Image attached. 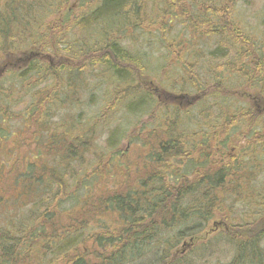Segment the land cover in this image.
<instances>
[{
  "label": "trees",
  "instance_id": "obj_1",
  "mask_svg": "<svg viewBox=\"0 0 264 264\" xmlns=\"http://www.w3.org/2000/svg\"><path fill=\"white\" fill-rule=\"evenodd\" d=\"M9 1L10 3L7 6V2L5 4L4 0H0V53L8 52L9 56L12 57L13 51L16 50L15 44L23 41L22 47L28 48L30 45H38L40 48H47L51 55L61 59V61L62 56L67 57L68 61H72V56H75L77 61H79L78 64L103 65L108 70V78H110L109 73H111L113 78L121 82L124 91L121 101H128L129 98H134L131 102H127L128 110L136 111L140 115L149 113L151 120L155 118L158 108L155 106L154 99L151 95L141 91L140 82L133 87L134 85L129 83L128 78L130 72H140L141 66L145 67V64H141L139 59L131 57L130 53L122 50L118 41H114L110 37V32L107 33V36L112 40L109 38L103 40V33L100 29H94L93 25L90 26L91 23L95 27H97L95 23H98V25L103 23L110 25L114 29H119V24H113L117 20L122 22L123 27H125L127 19H130L126 15L128 14L126 8L133 5L131 13L137 14L140 11L139 7L143 5L145 0H103L99 4L96 2V5L93 2L94 0H89L88 2L79 0L85 3L82 6L87 4V14H82L74 21H70L67 13L60 20L46 23L43 22V19L25 18L24 13L27 10L34 11L37 9L38 12L37 5L28 3L27 9L20 12L17 5L19 0ZM149 1L152 2L154 0ZM171 1L183 3L182 0ZM216 1L209 2V0H206L205 6L209 4L210 7L205 10L207 14L200 22L202 30L198 36H214L218 38V43L220 44L217 45L215 52L218 50V52L223 50L227 52L232 47H235L237 48V54L242 53L245 47L252 43L251 40L241 34L233 25L234 23L231 24L229 22L235 2L232 0ZM58 5L60 6L61 4L59 3ZM49 6H54V0H51ZM82 6L80 5L81 9L83 8ZM178 6L180 5L171 7L170 13L172 14L168 20L177 19L185 27L186 31L190 32L191 23L194 22L195 17L185 8L183 12H180L177 9ZM184 6L185 4L183 3L182 7ZM173 8L176 10L175 13L178 14L174 13ZM17 16L22 17L23 20H19ZM163 17H165V14ZM181 17L183 18L182 20ZM77 23H80L82 29H78L85 35L84 37L87 36L89 38V46L86 50L83 48L72 53L69 47L70 44L67 45V43L61 42L59 45L58 39L60 41L67 39V34L70 35L78 27ZM34 25H36V30L33 28ZM62 31L64 33L61 35ZM5 40L14 44V47L6 46ZM61 44L64 50L59 49ZM171 47H173L170 51L173 61L181 63L185 76L183 77H187L192 83L196 73L192 69L188 70L191 68L190 63L193 60L190 59L188 51L189 39L185 38V40L178 41L176 45L172 44ZM245 50L247 51V48ZM252 63L224 64L223 67L240 79L247 78L248 82L252 83V87L259 88L262 92L263 89L260 83L263 76V64H258L256 61ZM249 68L255 70H248ZM42 70L38 65H31L26 71L16 75L22 78L31 75L37 77L35 73L37 71L40 76L43 75L44 79L50 76L48 74L49 68L41 73ZM257 75L260 76L256 77ZM28 86L25 91L28 102L24 105V109L20 110L16 103L23 101L21 98L24 91L18 88L14 75L8 76V78L7 75L0 78V156L3 154V149H8L6 145L8 142L16 143L19 140L11 127V122L18 121V119L21 120L26 123L27 128H35L34 137L36 139L38 137L41 138L43 131L42 127L39 126L40 117L49 120L52 115V110L47 107L46 103H54V106H56L58 104L57 101H61L56 98V95L53 96L55 98L52 100L48 90H38L32 94L34 86H38L30 82ZM195 88L197 89L196 84ZM220 92L221 89L217 87L216 91H213L211 95L218 97ZM233 96L238 97L239 95L234 92ZM206 97L207 95L201 96L200 99ZM199 101L202 102L204 100ZM41 107L43 111L40 110ZM228 114L211 118L209 122L214 123L215 130H206L204 136L201 134L203 136L202 139H196L190 134L192 130L184 126L186 116L183 118L177 110L163 112L160 125L162 128L159 130L161 137L157 139L159 143L148 150L145 161L141 163L142 167L140 166L139 171L133 177L124 178L122 182L118 183L117 187L115 186L111 190L108 189L109 191H106V196H108L106 199L93 203L96 209L102 210L106 214L110 213L114 218L111 223H108V221L105 223L96 222V230H93L95 224H89L87 221L85 222V219L84 222L79 224L81 218H73L71 214L73 211H68L70 220L66 226L60 227L59 223H51L48 226L37 225L40 218H36L33 210L23 211V204L25 199H27L26 196L29 194L43 196L41 203L44 202L47 206L59 203L54 201L56 198L55 194L42 195L39 191L41 189L37 185H49L52 189H57V192H60L63 188L62 185H65L66 182L60 178L56 180V175H47L43 172L40 175L33 171L16 175L13 178H4L3 169H0V189L3 186L14 193L23 188L25 190L24 193L20 191L16 196H11L20 211L16 217L17 219L6 217L5 227L3 229L0 228V264H143L141 259L150 254H152L155 264H184L182 260L172 258L173 251L185 237L190 236L189 238L192 240L198 233L203 232L207 224L217 216L223 217L226 222L230 221V223H226L229 230L227 236L230 243L233 244L235 252L229 264H264V260H262L264 258V172L262 169L260 173H254L253 164L250 171L248 169L245 171L244 169L246 155L244 152L249 148L257 151L258 147L264 146V141H262L264 135H260L261 130H264V113L256 108L253 109L251 104L246 102L241 104L231 115L230 113ZM199 115L201 114L197 115L196 124L202 126V122L205 119L199 120ZM241 126L246 127L249 133L253 131L251 132L253 136L248 139L246 146H237L234 148L235 151L233 150L230 154L231 156L227 155V157L222 156L218 159H212L211 157L215 155V152L216 154L218 152V149H216L218 146L213 149L211 144L219 140L222 142L229 141V137L225 135L231 134L232 131H236ZM52 130V132L47 130L48 137L52 143L59 142L65 138L66 133H60L63 130L61 126H52ZM175 131L177 132L175 133ZM195 133L199 135V132ZM212 134L213 136H211ZM238 148L241 149V153L236 152ZM76 153L73 156L75 155L77 158ZM184 161L188 167L186 171L180 168ZM242 173L249 177L252 183L250 188L243 185ZM50 182L56 184L57 187L51 186ZM101 184L102 181L99 185ZM100 187L102 188V186ZM104 189L107 190V188ZM203 190L206 191L204 192ZM0 192H2V194L0 193L1 202L7 191L3 190ZM44 196L47 197V201L44 200ZM33 203H36V200H33L30 204ZM74 203V205L79 206L78 197L75 198ZM237 205L238 209L240 208L239 205L246 207V211L241 213L244 216L241 219H245L249 215H251V218L238 222L237 220L240 218H234L232 210ZM248 206H251V208ZM51 219L52 217L48 218L50 221ZM77 223L79 228L75 226ZM88 229L91 231L83 234V231Z\"/></svg>",
  "mask_w": 264,
  "mask_h": 264
},
{
  "label": "rangeland",
  "instance_id": "obj_2",
  "mask_svg": "<svg viewBox=\"0 0 264 264\" xmlns=\"http://www.w3.org/2000/svg\"><path fill=\"white\" fill-rule=\"evenodd\" d=\"M4 1L5 4L7 2L8 6L10 1ZM85 1L88 2V0ZM101 1L103 0H94L93 2L96 5V2L99 4ZM213 1L217 2L211 0V2ZM232 1L235 2V5L230 14L231 20L229 22L234 23L233 25L240 30L241 34L251 40L252 43L245 47L247 51L244 49V52L238 54L237 48L233 47L227 52L224 50L215 52L217 45L220 44L218 38L198 36L202 30L200 22L207 14L205 10L210 7L209 4L205 6L206 0H182L185 4L184 7H182L183 3H176L171 0H154L152 2L145 0L143 5L139 7L140 11L137 14L131 13L133 5L126 8L130 14L126 15L130 19H127L125 27H123L122 22L117 20L113 24H119V29H114L103 23L101 25L95 23L97 24L95 27L91 23L90 26L93 25L94 29H100L103 33V40L112 38L114 41H118L122 50L130 53L131 57L139 59L141 64H145V67L141 66L140 72H130L128 78L130 79L129 83L134 84V87L140 82L141 85H139L142 89L139 86L138 88L154 99L158 112L155 113V118L152 120L149 113L140 115L136 111L128 110L127 102H131L134 98L121 101L124 92L122 84L113 78L111 73H109L110 78H108V70L103 65L78 64L79 61L75 56H72V61H68L67 57L62 56L61 61V59L51 55L47 48H40L38 45H31L28 48L22 47L23 41L15 44L16 50L13 51L12 57L9 56L8 52L0 53V78L6 75L7 78L14 75L18 88L24 91L21 98L23 101L16 103L20 110L24 109V105L28 102L25 91L29 87V82L38 86H34L32 94L38 90H48L52 100L55 95L58 100H61L57 101L56 106L54 103H46L47 107L52 110L49 120L39 116V126L42 127L43 131L41 138L36 139L34 137L35 128H27L26 123L21 120L11 122V127L19 140L16 143L8 142L6 144L8 149H3V154L0 156V169H3L4 178H13L16 175L33 171L40 175L42 172L47 175H56V180L60 178L66 182L65 185H62L63 188L60 192H57V189H52L49 185H37L41 189L39 191L42 195L55 194L54 201L59 203L47 206L44 202L41 203L43 196L33 194L26 196L23 211L33 210L36 218H40L37 225L48 226L51 223H59L60 227L66 226L70 220L68 211H73L71 213L73 218H81L79 224L84 222V219L89 224H95L93 230L97 229L96 222H113V215L96 209L93 203L106 199L108 197L106 191L117 187L124 178L133 177L139 171L148 150L159 143L157 139L161 137L159 130L162 128L160 125L163 112L177 110L183 118L186 116L184 126L192 130L190 134L196 139H202L206 130H215L214 123L209 122L211 118H217L219 115L228 113L231 115L243 103H250L253 109L256 108L264 113V0ZM50 2L51 0H19L17 5L20 12L27 9L28 3L37 5L38 12L37 9L31 12L27 10L24 13L26 17L23 16L25 18H41L44 23L60 20L67 13L69 20L74 21L82 14L88 13L87 4L82 6L85 3L79 0H54V6H49V8ZM178 4L180 6L177 9L180 12H183L185 8L195 17L194 22L191 23V33L187 32L177 19L168 20L172 14L170 13L171 7H176ZM80 5L83 7L82 9ZM59 8L61 9L59 10ZM172 10L174 13L176 12L174 8ZM164 14L165 17H163ZM17 17L19 20H23L21 17ZM105 22L108 24L106 19ZM77 24L76 30L72 31L70 35L67 34V39L61 41L58 39L59 45L67 40L65 44H70L72 53L83 48L86 50L89 46V38L84 37L85 35L79 30L82 29L80 23ZM163 26L164 28H162ZM33 28L36 30L35 26ZM108 32H110L111 38L107 36ZM63 33L64 31L61 32V35ZM185 38L189 39L188 51L190 59H193L190 63L191 68L188 70L192 69L196 73L193 78L194 83H191L187 77H183L184 71L181 68V63L173 61L174 59L170 54L173 49L172 44L185 40ZM5 45L14 47L10 41L6 42ZM59 49L64 50L62 44ZM33 60L35 61L29 63ZM254 61L263 64V76L260 83L262 92L259 88L252 87V83L248 82L247 78L240 79L223 67L224 64H253ZM4 62H11V64H4ZM31 65L40 66L43 69L41 73L49 68L48 74L50 76L44 79L43 75L40 76L37 71L35 72L37 77L31 75L22 78L16 75H20ZM248 70L253 71L255 69L249 68ZM141 76L143 77L140 78ZM217 87L221 89V92L218 97H214L211 94L216 91ZM232 91L239 96H233L234 92L232 93ZM206 95V98L200 99L201 96ZM198 100L204 101L198 102ZM40 110L43 111V108L41 107ZM200 113L198 119L204 118L205 120L202 122V126L199 124V127L196 121L197 115ZM56 125L63 128L60 133H66V136L63 140L52 143L47 133L48 131L52 132V126ZM197 131L199 135L195 133ZM251 132L253 131L249 133L246 127L241 126L236 131H232L230 136L225 135L229 137V141H214L211 148L214 149L215 146H218V148L215 147L218 152L217 154L215 152L211 158L227 157L233 150L235 151L234 148L238 145L246 146L248 139L253 136ZM260 135H264V130H261ZM240 151L241 149L238 148L236 152ZM74 153L77 154V158L75 155L73 156ZM244 153L245 171L246 169L250 171L252 164H254V173H260L262 169L264 172V146L258 147L257 151L249 148ZM180 168L185 171L188 170L187 163L184 161ZM242 180H244V186L252 185L245 173H242ZM101 181L102 184L99 185ZM50 185L57 187L53 183ZM3 190L7 191V194L0 202L1 229L5 227L6 217L17 219L16 217L20 213L15 200H12L14 198L11 196H16L20 191L25 192L23 188L14 193L2 186L0 191ZM0 193L2 194V192ZM76 197L80 201L79 206L74 205ZM33 200H36V203L30 204ZM44 200L47 201L46 196H44ZM239 207L238 209L237 205L235 209L233 208L234 218H240L237 220L238 222L251 218L249 215L247 218L241 219L243 216L241 213L246 211V207L240 205ZM248 207L251 208V206ZM20 209L22 208L20 207ZM45 212L47 213L43 216ZM49 217H52L51 221L53 222L48 220ZM214 223L220 225L213 227ZM226 223H230V221L226 222L221 216L213 218L203 232L198 234L195 232L197 235L192 239V242H190V236L185 237L173 251L172 258L182 260L184 264H229L234 256L235 248L228 239L229 230ZM75 226L79 228L78 223ZM89 231L91 230H85L83 234H87ZM184 244L187 246H183ZM151 255L141 259L143 264H155Z\"/></svg>",
  "mask_w": 264,
  "mask_h": 264
},
{
  "label": "bare ground",
  "instance_id": "obj_3",
  "mask_svg": "<svg viewBox=\"0 0 264 264\" xmlns=\"http://www.w3.org/2000/svg\"><path fill=\"white\" fill-rule=\"evenodd\" d=\"M211 1V0H210ZM209 1V2H210ZM27 3V2H26ZM25 3V4H26ZM29 5V4H28ZM263 5H264V3H263ZM224 6V5H223ZM147 9V8H146ZM143 10V9H142ZM31 12V11H30ZM75 14V13H74ZM31 15V14H30ZM36 15V14H35ZM146 15V14H145ZM148 15V14H147ZM152 15V14H151ZM27 16H29V15H27ZM76 16V15H75ZM20 17V16H19ZM22 18V17H21ZM32 19V18H31ZM41 19V18H40ZM39 21V20H38ZM138 21V20H137ZM149 21V20H148ZM151 21V20H150ZM41 22V21H40ZM136 23V22H135ZM147 23V22H146ZM132 25V24H131ZM34 26H36V25H34ZM40 28V27H39ZM239 28V27H238ZM253 29V28H252ZM40 30V29H39ZM169 30V29H168ZM237 30V29H236ZM33 31V30H32ZM170 31V30H169ZM240 31V30H239ZM36 32V31H35ZM40 32V31H39ZM257 32V31H256ZM8 33V32H7ZM37 33V32H36ZM249 33V32H248ZM254 33H255V31H254ZM24 35V34H23ZM22 35V36H23ZM39 35V34H38ZM120 35V34H119ZM124 35V34H123ZM239 35V34H238ZM8 36V35H7ZM33 36V35H32ZM77 36H78V34H77ZM120 36H122V35H120ZM175 36V35H174ZM12 37H13V35H12ZM176 37V36H175ZM242 37V36H241ZM23 39V38H22ZM26 39V38H25ZM35 39V38H34ZM40 39V38H39ZM70 39V38H69ZM123 39H124V37H123ZM132 39V38H131ZM27 40V39H26ZM133 40V39H132ZM2 41V40H1ZM67 41V40H66ZM65 41V42H66ZM88 41V40H87ZM3 42V41H2ZM14 42V41H13ZM42 42V41H41ZM84 42V41H83ZM247 42V41H246ZM26 43V42H25ZM35 43V42H34ZM180 43V42H179ZM30 44V43H29ZM42 44V43H41ZM97 44V43H96ZM123 44V43H122ZM234 44V43H233ZM250 44V43H249ZM14 45V44H13ZM78 45V44H77ZM88 45V44H87ZM176 45V44H175ZM2 46V45H1ZM18 46V45H17ZM31 46V45H30ZM79 46V45H78ZM179 46V45H178ZM226 46H228V45H226ZM235 46V45H234ZM76 47V46H75ZM95 48V47H94ZM176 48V47H175ZM233 48H235V47H233ZM21 49H23V48H21ZM215 49V48H214ZM213 49V50H214ZM242 49V48H241ZM9 51V50H8ZM74 51V50H73ZM179 51V50H178ZM249 53V52H248ZM230 56V55H229ZM249 57V56H248ZM215 60V59H214ZM13 62V61H12ZM225 62V61H224ZM260 62H261V60H260ZM212 63V62H211ZM179 64V63H178ZM216 64V63H215ZM220 65V64H219ZM210 68V67H209ZM208 69V68H207ZM195 70V69H194ZM197 71V70H196ZM213 71V70H212ZM210 72V71H209ZM222 72V71H221ZM195 73V72H194ZM218 73V72H217ZM194 75H196V74H194ZM220 75V74H219ZM182 76V75H181ZM209 76V75H208ZM185 77V76H184ZM184 79V78H183ZM205 79V78H204ZM130 80V79H129ZM228 80V79H227ZM14 81V80H13ZM209 81H211V80H209ZM6 82V81H5ZM12 82V81H11ZM4 83V82H3ZM194 83V82H193ZM210 83V82H209ZM124 85V84H123ZM132 85H134V84H132ZM179 85V84H178ZM84 87V86H83ZM134 87V86H133ZM231 87V86H230ZM134 91V90H133ZM140 92V91H139ZM137 93V92H136ZM143 94V93H142ZM139 95V94H138ZM195 96V95H194ZM109 97V96H108ZM142 97V96H141ZM64 99V98H63ZM188 99V98H187ZM190 99V98H189ZM96 101V100H95ZM107 101V100H106ZM135 102V101H134ZM200 102V101H199ZM203 102V101H202ZM237 103V102H236ZM76 104V103H75ZM199 104V103H198ZM196 105V104H195ZM200 105V104H199ZM202 105H204V104H202ZM103 106V105H102ZM157 106V105H156ZM172 106V105H171ZM216 106V105H215ZM183 107V106H182ZM188 107V106H187ZM194 107V106H193ZM200 107V106H199ZM192 108V107H191ZM205 110V109H204ZM142 111V110H141ZM186 111V110H185ZM208 111V110H207ZM116 112V111H115ZM142 112H145V111H142ZM126 113V112H125ZM129 113V112H128ZM130 114V113H129ZM201 114V113H200ZM78 115V114H77ZM121 116V115H120ZM132 116V115H131ZM134 116V115H133ZM132 116V117H133ZM138 116V115H137ZM129 118V117H128ZM177 118V117H176ZM123 119H125V118H123ZM134 119V118H133ZM131 120V119H130ZM178 120V119H177ZM233 120V119H232ZM126 121V120H125ZM182 121V120H181ZM231 122V121H230ZM156 123V122H155ZM132 124V123H131ZM128 125V124H127ZM230 125V124H229ZM129 126V125H128ZM140 126V125H139ZM221 128H222V126H221ZM225 128V127H224ZM249 128V127H248ZM177 129V128H176ZM173 131V130H172ZM227 131V130H226ZM226 131H225V133H226ZM170 132V131H169ZM174 132V131H173ZM172 132V133H173ZM177 131H175V133H176ZM198 132V131H197ZM218 132V131H217ZM111 133V132H110ZM223 133V132H222ZM87 134V133H86ZM112 134H114V133H112ZM221 134V133H220ZM217 135V134H216ZM229 135V134H228ZM249 135V134H248ZM89 136V135H88ZM211 136H213V134L211 135ZM210 136V137H211ZM219 136V135H218ZM230 136V135H229ZM228 137V136H227ZM86 138H88V137H86ZM207 138V137H206ZM212 139V138H211ZM218 140V139H217ZM232 140V139H231ZM183 141V140H182ZM210 141V140H209ZM220 141V140H219ZM123 143V142H122ZM183 143V142H182ZM203 143V142H202ZM224 144H226V143H224ZM171 145V144H170ZM184 145V144H183ZM246 145V144H245ZM178 146V145H177ZM204 146V145H203ZM229 147V146H228ZM238 147H239V145H238ZM226 148V147H225ZM109 149V148H108ZM188 149V148H187ZM179 150H181V149H179ZM197 151V150H196ZM192 152V151H191ZM167 153V152H166ZM165 153V154H166ZM183 153V152H182ZM206 153V152H205ZM240 153H241V151H240ZM255 153V152H254ZM190 154V153H189ZM238 154V153H237ZM247 154V153H246ZM158 155V154H157ZM192 155V154H191ZM231 156V155H230ZM234 156V155H233ZM237 156V155H236ZM240 156V155H239ZM182 157V156H181ZM186 157V156H185ZM225 157V156H224ZM244 157V156H243ZM173 159V158H172ZM232 160H235V159H232ZM243 160V159H242ZM177 161V160H176ZM188 161V160H187ZM198 162V161H197ZM236 162V161H235ZM238 162H240V161H238ZM237 162V163H238ZM180 164V163H179ZM193 164H195V163H193ZM202 164V163H201ZM231 164H232V161H231ZM241 164V163H240ZM259 164V163H258ZM165 165V164H164ZM182 165V164H181ZM254 165V164H253ZM174 166V165H173ZM227 166V165H226ZM238 166V165H237ZM233 167V166H232ZM194 168V167H193ZM257 168H258V166H257ZM233 169V168H232ZM256 170V169H255ZM237 171V170H236ZM206 172V171H205ZM172 173V172H171ZM203 173V172H202ZM234 173V172H233ZM237 173V172H236ZM180 174V173H179ZM182 174V173H181ZM207 174V173H206ZM248 174V173H247ZM164 175V174H163ZM210 175V174H209ZM165 176V175H164ZM201 176V175H200ZM207 176V175H206ZM195 177V176H194ZM235 177V176H234ZM248 177V176H247ZM252 178V177H251ZM237 179H238V177H237ZM236 179V180H237ZM164 180V179H163ZM166 180V179H165ZM182 180H183V178H182ZM192 180V179H191ZM205 180V179H204ZM207 180V179H206ZM184 181H185V179H184ZM229 181V180H228ZM237 182V181H236ZM157 183V182H156ZM187 183H188V181H187ZM225 183V182H224ZM141 184V183H140ZM150 184V183H149ZM155 184V183H154ZM166 184V183H165ZM171 184V183H170ZM182 184V183H181ZM191 184H193V183H191ZM210 184V183H209ZM183 185V184H182ZM239 185V184H238ZM249 185V184H248ZM151 187V186H150ZM153 187H154V185H153ZM175 187V186H174ZM196 187V186H195ZM211 187V186H210ZM184 188V187H183ZM204 188V187H203ZM231 188V187H230ZM238 188V187H237ZM249 188H250V186H249ZM149 189V188H148ZM156 189V188H155ZM182 189V188H181ZM185 189V188H184ZM196 190V189H195ZM252 190V189H251ZM204 191V190H203ZM206 191V190H205ZM204 191V192H205ZM213 191V190H212ZM227 191V190H226ZM237 191V190H236ZM202 192V191H201ZM211 192V191H210ZM209 192V193H210ZM149 193V192H148ZM189 193H190V191H189ZM195 193V192H194ZM236 193V192H235ZM141 194V193H140ZM181 194H183V193H181ZM202 194V193H201ZM253 194V193H252ZM199 195V194H198ZM186 196V195H185ZM194 196V195H193ZM200 196V195H199ZM155 197V196H154ZM204 197V196H203ZM187 198V197H186ZM193 198V197H192ZM197 198V197H196ZM208 199V198H207ZM209 199H211V198H209ZM189 200V199H188ZM181 201V200H180ZM209 201V200H208ZM206 202V201H205ZM210 202V201H209ZM213 204V203H212ZM176 205V204H175ZM184 205V204H183ZM202 205V204H201ZM181 207V206H180ZM184 208V207H183ZM207 208V207H206ZM158 210V209H157ZM233 210V209H232ZM171 211V210H170ZM183 211V210H182ZM205 211V210H204ZM209 211V210H208ZM180 214V213H179ZM238 214V213H237ZM178 215V214H177ZM244 217V216H243ZM199 218V217H198ZM242 218V217H241ZM203 219H204V217H203ZM244 219V218H243ZM169 220V219H168ZM207 220V219H206ZM247 220V219H246ZM202 222V221H201ZM243 222V221H242ZM241 223V222H240ZM182 224V223H181ZM192 224V223H191ZM233 225V224H232ZM178 228V227H177ZM176 228V229H177ZM233 228V227H232ZM243 228V227H242ZM204 229V228H203ZM235 229V228H234ZM164 231V230H163ZM174 231V230H173ZM183 231V230H182ZM258 231V230H257ZM175 232V231H174ZM177 232V231H176ZM166 234V233H165ZM242 235V234H241ZM221 237V236H220ZM242 237V236H241ZM164 238V237H163ZM171 238V237H170ZM216 238V237H215ZM249 238V237H248ZM213 239V238H212ZM225 239V238H224ZM247 239V238H246ZM154 240H155V238H154ZM166 240V239H165ZM159 241V240H158ZM157 241V242H158ZM175 241V240H174ZM170 242V241H169ZM233 243V242H232ZM155 244H157V243H155ZM167 245V244H166ZM165 245V246H166ZM230 245V244H229ZM228 246V245H227ZM231 246V245H230ZM153 248V247H152ZM154 249V248H153ZM234 249V248H233ZM165 250V249H164ZM261 250V249H260ZM161 251V250H160ZM157 253V252H156ZM233 253V252H232ZM152 256V255H151ZM233 258V257H232ZM262 260H264V258L262 259ZM155 262V261H154ZM139 263V262H138ZM150 264V263H149Z\"/></svg>",
  "mask_w": 264,
  "mask_h": 264
},
{
  "label": "water",
  "instance_id": "obj_4",
  "mask_svg": "<svg viewBox=\"0 0 264 264\" xmlns=\"http://www.w3.org/2000/svg\"><path fill=\"white\" fill-rule=\"evenodd\" d=\"M218 225H220V224H217V223H214L213 224V227H216V226H218ZM213 229H215V228H213ZM190 242H192V240H190ZM186 244H184L183 246H185Z\"/></svg>",
  "mask_w": 264,
  "mask_h": 264
},
{
  "label": "flooded vegetation",
  "instance_id": "obj_5",
  "mask_svg": "<svg viewBox=\"0 0 264 264\" xmlns=\"http://www.w3.org/2000/svg\"><path fill=\"white\" fill-rule=\"evenodd\" d=\"M89 1V0H88ZM4 64H11V62H4Z\"/></svg>",
  "mask_w": 264,
  "mask_h": 264
}]
</instances>
